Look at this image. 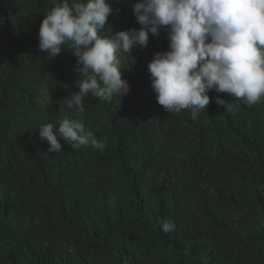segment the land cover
<instances>
[{
    "label": "trees",
    "instance_id": "trees-1",
    "mask_svg": "<svg viewBox=\"0 0 264 264\" xmlns=\"http://www.w3.org/2000/svg\"><path fill=\"white\" fill-rule=\"evenodd\" d=\"M134 2L108 0L102 33L138 29ZM52 6L0 0V264H264V99L249 107L213 90L195 120L165 111L147 67L168 50L161 28L124 56L127 94L84 98L103 150L58 136L49 152L38 128L74 116L64 100L78 91L72 52L38 47Z\"/></svg>",
    "mask_w": 264,
    "mask_h": 264
},
{
    "label": "clouds",
    "instance_id": "clouds-1",
    "mask_svg": "<svg viewBox=\"0 0 264 264\" xmlns=\"http://www.w3.org/2000/svg\"><path fill=\"white\" fill-rule=\"evenodd\" d=\"M39 25V50L49 59L62 49L76 57L78 89L64 100L74 116L59 126L41 125L39 137L49 152L62 150L58 136L73 150L91 146L103 150L84 123V98L105 102L127 94L130 85L121 71L134 47L144 48L149 35L167 29L168 50L156 52L148 63L157 103L168 112L188 110L193 120L209 105V92L224 93L251 107L264 99V0H135L132 11L140 27L103 34L112 12L108 0H52ZM133 58L131 56V63ZM130 63V64H131ZM218 105L231 107L214 97ZM164 233L175 230L162 220Z\"/></svg>",
    "mask_w": 264,
    "mask_h": 264
}]
</instances>
